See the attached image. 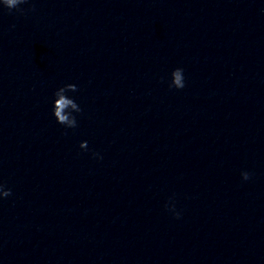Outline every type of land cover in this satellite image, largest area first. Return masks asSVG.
I'll use <instances>...</instances> for the list:
<instances>
[{
  "label": "clouds",
  "instance_id": "obj_1",
  "mask_svg": "<svg viewBox=\"0 0 264 264\" xmlns=\"http://www.w3.org/2000/svg\"><path fill=\"white\" fill-rule=\"evenodd\" d=\"M28 0H0V5L7 8L10 12L15 9L19 12H24V9L19 6L27 3ZM34 10V9H32ZM185 87V77L184 69L177 67L171 72V82L169 88H175L177 90L183 89ZM78 91L76 84H65L64 86L58 88L54 92V101L52 114L56 122L65 128L74 129L78 126L77 118L73 113H81L82 109L76 100L67 93H75ZM81 149L88 150V142L82 141L79 145ZM93 156L99 159L103 157L99 153L93 152ZM241 178L243 181H248L252 177V173L248 171L241 172ZM12 195V190L7 188L3 183H0V199L7 198ZM167 211L173 214L176 219H179L181 213L176 210L175 201L169 198V202L165 205Z\"/></svg>",
  "mask_w": 264,
  "mask_h": 264
}]
</instances>
